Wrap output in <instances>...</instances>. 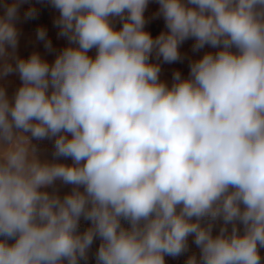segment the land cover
Returning <instances> with one entry per match:
<instances>
[{"label":"clouds","instance_id":"clouds-1","mask_svg":"<svg viewBox=\"0 0 264 264\" xmlns=\"http://www.w3.org/2000/svg\"><path fill=\"white\" fill-rule=\"evenodd\" d=\"M23 3L0 16V77L22 82L0 87V264H79L97 238L96 264H165L190 235L187 264H264V0H158L155 38L149 0H50L69 42L51 64L16 55ZM189 38L217 51L169 87L150 57L179 61ZM27 134L73 163L41 161ZM57 180L63 198L42 190Z\"/></svg>","mask_w":264,"mask_h":264},{"label":"rangeland","instance_id":"rangeland-1","mask_svg":"<svg viewBox=\"0 0 264 264\" xmlns=\"http://www.w3.org/2000/svg\"><path fill=\"white\" fill-rule=\"evenodd\" d=\"M151 1V0H149ZM4 3H12V0H0V16L4 14ZM151 5V4H149ZM29 7H35L37 10V14L35 18L25 19L24 13L28 10ZM59 15V11L51 6L50 0H25V3L21 5L18 12V19L15 21L16 27L18 29V46L16 49V55L27 59L33 52H38L41 57L47 60L50 64L54 61L56 55L59 54L63 48L68 46L69 42L65 37L58 35L59 28L54 24L55 18ZM149 23V20H146ZM112 23L116 29L122 27L123 21L120 20L119 17L113 18ZM45 28L47 30V39L51 41L52 48L48 50L45 47V42L41 41L37 38V30L39 28ZM145 30L150 32L153 35L154 29L150 24H145ZM89 55L93 58L96 55V49H92L89 51ZM13 64L14 60L11 61ZM21 80L19 78L18 73H11L6 77H0V87H4L6 89L8 97L11 99L14 96L15 91L21 85ZM29 138L32 140V143L35 145L36 153L41 161L47 160L50 162H60L64 164H72L71 158H59L55 160L53 157L54 152V139H44V140H36L31 138L30 134ZM73 186L69 184H64L62 181L57 180L51 186L46 189H42L43 191H48L49 193H57L61 198L67 193H70ZM83 191V188L80 189ZM195 219V218H193ZM222 220L217 221L213 227V235H217L219 232V228L222 225ZM90 226V221H86L83 217L80 220L79 224V232L85 231ZM229 231L231 230V225L228 226ZM241 234L243 232L242 225L240 226ZM3 239V237H0ZM194 235H190L187 241V251L182 253L177 257H171L165 255V264H187L189 257L196 256L197 260L200 257V249L197 245H195ZM13 240H9L8 243H13ZM101 241L99 238L95 239L92 246L88 250L87 260H80L79 264H96V252L99 248ZM259 253L262 261H264V248H259Z\"/></svg>","mask_w":264,"mask_h":264},{"label":"crops","instance_id":"crops-1","mask_svg":"<svg viewBox=\"0 0 264 264\" xmlns=\"http://www.w3.org/2000/svg\"><path fill=\"white\" fill-rule=\"evenodd\" d=\"M151 4V5H149ZM159 11V3L158 0H151L148 3V6L144 12V16L146 20V24H150L154 29L153 38L158 36L161 32H166L168 29L166 28L165 21L162 15H157ZM195 43L194 38H189L185 40L180 46L179 51L182 56V59L172 63H166L163 61L162 57L158 58L155 54V51L152 53L150 57V62L158 63L160 65V80L165 82L169 87L173 82V73L179 71L181 73L182 78H188L190 72V62L194 60L200 59L206 52L215 53L217 49L212 48L209 45H205L204 48L199 51H193V44ZM233 51H236L233 48Z\"/></svg>","mask_w":264,"mask_h":264},{"label":"built area","instance_id":"built-area-1","mask_svg":"<svg viewBox=\"0 0 264 264\" xmlns=\"http://www.w3.org/2000/svg\"><path fill=\"white\" fill-rule=\"evenodd\" d=\"M122 223H124V224H125V226H127V223H126L125 221H122Z\"/></svg>","mask_w":264,"mask_h":264}]
</instances>
